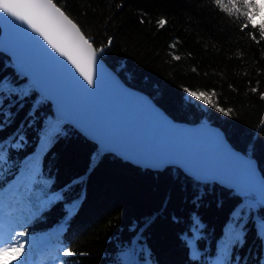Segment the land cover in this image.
<instances>
[{
	"label": "trees",
	"instance_id": "trees-1",
	"mask_svg": "<svg viewBox=\"0 0 264 264\" xmlns=\"http://www.w3.org/2000/svg\"><path fill=\"white\" fill-rule=\"evenodd\" d=\"M57 3L94 45L105 46L100 57L127 85L148 94L174 120L218 126L235 149L255 158L264 177V40L243 15V0L231 14L214 0ZM262 17L264 12L255 18L257 25ZM160 18L167 20L163 28ZM0 81L8 92H0V109L12 113L0 127V143L7 147L0 165V231L17 226L18 232L14 221L24 219L28 236L17 241L37 243L43 234L52 241L45 248L27 244L26 260L217 264L222 258L224 264H264V206L247 202L252 193L199 181L175 166L153 170L100 152L55 117L1 51ZM186 89L207 92L228 114L190 98ZM234 228L243 240L225 252ZM64 248L78 254L62 256Z\"/></svg>",
	"mask_w": 264,
	"mask_h": 264
},
{
	"label": "water",
	"instance_id": "water-1",
	"mask_svg": "<svg viewBox=\"0 0 264 264\" xmlns=\"http://www.w3.org/2000/svg\"><path fill=\"white\" fill-rule=\"evenodd\" d=\"M0 51L16 74L98 150L153 170L175 166L202 182L252 193L264 206V177L254 157L235 149L216 125L171 118L152 98L129 85L99 57L102 76L90 89L73 69L26 26L0 13Z\"/></svg>",
	"mask_w": 264,
	"mask_h": 264
},
{
	"label": "snow or ice",
	"instance_id": "snow-or-ice-1",
	"mask_svg": "<svg viewBox=\"0 0 264 264\" xmlns=\"http://www.w3.org/2000/svg\"><path fill=\"white\" fill-rule=\"evenodd\" d=\"M214 2L216 5L222 6L223 11L226 13L231 14L233 10L239 11L237 0H214ZM243 5L247 9L243 15L247 18L252 28L259 29L260 39L264 40V17H262L259 25L256 24L255 19L264 12V0H243ZM0 13H4L15 22L18 21L21 25L26 26L31 33H34L44 42L52 53L62 58L90 89H96L98 79H101L102 76V65L99 57L103 53L105 46L97 47L94 45L91 38L65 11V8L60 3H57V0H0ZM157 23L160 28H163L167 24V20L160 18ZM243 27L247 28L248 24ZM252 39L256 40L255 34L252 35ZM111 42L109 39L107 43L110 45ZM172 47H175V45H172ZM174 58L179 60L180 56H175ZM4 88L5 82L0 81V92L7 96L8 92L4 91ZM256 90L255 88L252 89V91ZM185 91L190 98L201 101L213 108H218L220 112L228 114L224 108L218 107L213 102L207 92H197L191 89H186ZM211 95H215L214 90ZM261 98L264 99V93H261ZM0 116H3V120L0 121V127H2L4 122L11 119L12 113L0 109ZM6 151L7 147L0 143V165L6 163ZM241 218L242 216L237 217V222ZM14 223L21 228L20 231H15L17 226L8 230L7 233L0 231V264H24L26 253L30 251L26 247L28 244L27 239L22 242L15 239L17 236H28L26 220L19 219L14 221ZM261 227L264 228V221H262ZM242 240V230L238 231L234 228L229 233L228 240L225 241L224 251H227L229 245L242 242ZM77 254L71 248H64L61 252L62 256L68 257ZM59 264H64V262L61 260ZM217 264H224V260L222 258L218 259Z\"/></svg>",
	"mask_w": 264,
	"mask_h": 264
},
{
	"label": "rangeland",
	"instance_id": "rangeland-1",
	"mask_svg": "<svg viewBox=\"0 0 264 264\" xmlns=\"http://www.w3.org/2000/svg\"><path fill=\"white\" fill-rule=\"evenodd\" d=\"M58 231H61V227L58 228ZM2 232H3V231H2ZM6 232H7V231H6ZM4 233H5V232H4ZM33 241H34V240H31L30 242H28V244H29V243L34 244ZM35 243H36V241H35ZM37 243H38L39 245H44L45 247H49V246L51 245L50 240H49V238H47L46 234L41 235V236L38 238ZM40 264H42V263H40Z\"/></svg>",
	"mask_w": 264,
	"mask_h": 264
}]
</instances>
